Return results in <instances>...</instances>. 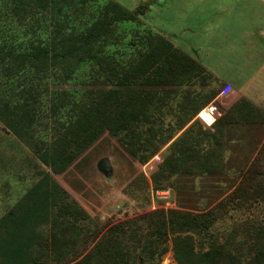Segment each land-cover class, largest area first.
Instances as JSON below:
<instances>
[{
  "label": "rangeland",
  "instance_id": "obj_1",
  "mask_svg": "<svg viewBox=\"0 0 264 264\" xmlns=\"http://www.w3.org/2000/svg\"><path fill=\"white\" fill-rule=\"evenodd\" d=\"M107 1L0 0V52L10 50L12 40L21 49L19 44L22 45L32 33L38 37L45 36L48 31L45 22L48 24L50 19L67 18L76 28L84 27L97 17L100 6ZM112 1L118 2L129 11L141 6L143 14L140 19L143 28L146 26L152 32L164 36L179 50L199 61L205 66L207 76L197 75L191 80L185 78L182 84L175 86H158L156 97H162L164 89L170 91L165 105L150 112L153 117L149 124L138 121L135 129L136 133H142V137L152 134L147 130L148 125L155 130H163V135L168 139L164 144L157 142L159 149L154 154L143 160L134 157L119 139L121 133L116 134L103 124L100 135L74 160L64 164L65 167L59 170L63 164H59L51 152L45 153L41 150L40 154L44 153L41 158L36 149L40 146L67 148L70 147L74 132L85 135L92 122H99L97 119L100 116L95 115L96 111L87 115L85 108L79 113L80 122L74 125L70 123V119H75V108L78 105L83 108L84 104L80 102L103 96L110 86L104 85L103 78L99 83L82 84L80 80L90 77L91 67L86 65L85 74L80 72L68 84H57L50 78L36 79L32 88L37 93L36 99L27 101L18 94L23 91L21 81L9 79L0 65V219L12 211L14 219L21 218L24 221L27 237L34 233L25 241L32 244L30 253L36 262L47 261L50 264L53 261V256L47 258L48 249L42 245L48 240L51 220L55 217L60 202L69 201L64 190L89 215V218L78 222L82 228L79 238L81 245L86 242L88 244L95 231L100 236L111 225L119 222L128 221L129 226L138 224L141 231L151 230L157 218L152 221L145 215L156 210L211 213L212 224L208 229L190 228L182 232V236H190V240L186 243L180 242L181 250L183 246H188L194 252L206 249L213 239L225 242L228 238L230 240L231 230L239 224L249 221L262 223L263 202H249L239 207L231 194L241 180L246 164L264 140V104L254 103L263 112L262 115L255 117L258 114L255 110L246 116L249 117L247 120L226 125L223 135L224 149L217 163L218 172L203 173L202 168L191 171L185 167L183 169L182 165L175 173L172 169L178 160L171 163L167 159V155L171 154L170 144L188 127L194 144H197L194 145L195 150L202 153L206 149L210 141L204 137L198 142L199 137L209 131L213 133L219 128V124L207 130L195 116L181 129L177 124V117L184 113L180 105L189 100L198 106L208 95L226 96L222 92L229 85L211 71L226 79L227 76L221 75L220 69L230 76L234 73L230 71L228 62L238 61L242 62L241 65L246 61H251L254 65L261 63L264 56L258 54L256 49H250L258 44L259 39H245L243 32L234 27L235 23L226 25L219 19L216 21L217 16L214 17L210 11L214 12L215 9L211 0L209 3L205 1V7L200 0ZM44 3L48 4L47 10L42 6ZM30 24L34 26L29 28ZM121 30L129 33V37L125 39L127 43L118 46L120 49L115 53L117 63L121 65L111 75L114 80L128 75V69L155 49L153 44L157 42L148 44L149 38L152 40L156 36L146 33L136 25L128 23ZM137 31L142 40L129 42L134 38L130 36ZM27 33L30 35L27 36ZM224 45L225 48L219 54V48ZM227 45L235 53L227 52ZM241 54L242 56H238ZM115 87L143 86L139 85L138 80L129 86ZM63 90L72 92L64 95ZM67 152L69 156L74 153L70 148ZM143 153V150L139 152L140 155ZM162 190H166L168 195L159 196L157 192ZM8 227L12 229L13 223L10 222ZM173 237L172 234L168 235L165 243L167 250L161 256L149 260L145 258V264H178ZM160 244L162 246L164 243ZM11 255L13 257L9 261L17 260L16 255ZM25 259L27 260L18 261L28 262L29 259Z\"/></svg>",
  "mask_w": 264,
  "mask_h": 264
},
{
  "label": "trees",
  "instance_id": "obj_2",
  "mask_svg": "<svg viewBox=\"0 0 264 264\" xmlns=\"http://www.w3.org/2000/svg\"><path fill=\"white\" fill-rule=\"evenodd\" d=\"M42 6L45 10L48 9L47 3ZM142 14L141 6L129 11L118 2L108 0L100 6L97 17L84 27L76 28L67 18L50 19L49 22L47 21L48 24L45 22V27H48L45 36L38 37L32 33L22 45L19 44L21 49L17 48L15 41L12 40L10 50L0 52V65L7 72L9 79L21 81L23 91L18 94L27 101L36 99L37 93L32 89L36 79L50 78L54 83L68 84L77 78L80 72L85 74L86 65L91 67L90 80L82 79L80 80L82 84L99 83L103 78L104 85L110 86L103 96L86 101L87 103L80 102L84 104L83 108L81 105L75 108V119H70V123L74 125L80 122L79 113L85 108L87 115L96 111L95 115L100 116L97 119L99 122H92L85 135L78 131L74 132L70 147L67 148L40 146L36 149L41 158L44 155V153L40 154L41 150L45 153L51 152L57 162L63 164L59 170L74 160L100 135L103 124L108 126L107 129L114 130L116 134L121 133L119 139L134 157L143 160L148 155L154 154L159 149L157 142L164 144L168 139L163 135V130L161 128L155 130L153 126L148 125L147 130L152 134L142 137V133H136L135 129L138 127V121L149 124L153 117L150 112L154 109L159 110L165 105L170 91L164 89L165 93L162 97H156L158 86L163 84L175 86L182 84L185 78L191 80L193 76H207L203 64L179 50L164 36L152 32L146 26L143 28L140 19ZM128 23L156 36L152 40L149 38L148 44L157 42L153 44L155 49L144 55L141 62L128 69V75L114 80L111 75L121 65L117 63L115 53L120 49L118 46L127 43L125 39L129 33L121 29ZM33 26L30 24L29 28ZM28 35L30 33H27ZM131 37L134 38L129 42L142 40L138 31ZM100 74L103 77H100ZM138 80L142 88L115 87L129 86ZM71 92L63 90L64 95H69ZM215 96H206V100L198 106L189 100H185L180 105L184 113L177 117L179 121L177 124L181 129L195 116L207 130L213 129L218 124L219 128L213 133L209 131L199 137L198 142L204 137L210 141L202 153L198 152V149L195 150L194 145L197 144H194L190 136V127L177 136L170 144L171 154L167 155L171 163L178 160L172 169L173 172L176 173L182 165L183 169L185 167L191 171L203 169V173L218 172L217 163L224 149L223 135L226 125L247 120L249 117L246 116L255 110L258 111L255 117L263 114L252 101L240 97L226 110L217 109L216 113L219 116L217 117L215 113L214 121L208 124L200 118L199 113L213 103ZM201 116L211 120L204 111L201 112ZM69 148L74 151L72 156L68 155ZM141 150L145 153L140 155ZM64 192L69 197V201L60 202L56 215L51 220L48 240L42 245L48 249L47 258L53 256L50 264H145V258L154 259L167 250L165 243L169 234L174 235L173 246L178 264H264V211L262 223L249 221L239 224L231 230L230 240L228 238L225 242L213 239L206 249L197 252L188 246H183L181 250L180 242L186 243L190 240V236H182V232L190 228L208 229L212 224L209 212L199 214L181 210L151 211L145 215L152 221L153 218H157L151 230L141 231L138 224L129 226L128 221L119 222L111 225L100 236H98L99 232L95 231L90 242L81 245L79 238L82 228L78 222L89 218V215L69 193L65 190ZM231 198L239 207L249 202L261 201L264 204V140L246 164ZM10 222L14 225L12 229L8 227ZM23 225L24 221L21 218L14 219L12 211L0 219V264H47V261L36 262L32 258L30 253L32 244L25 240L34 233L27 237ZM160 242L164 244L161 246ZM11 254L16 255L17 258L11 260L13 263L9 261L13 257ZM25 258L29 259L28 262L19 263L18 260H27Z\"/></svg>",
  "mask_w": 264,
  "mask_h": 264
},
{
  "label": "crops",
  "instance_id": "obj_3",
  "mask_svg": "<svg viewBox=\"0 0 264 264\" xmlns=\"http://www.w3.org/2000/svg\"><path fill=\"white\" fill-rule=\"evenodd\" d=\"M200 1L204 3V7L206 6L205 1L209 3V0ZM211 1L212 6H215V13L212 10L210 11L213 13L212 15H214V17L217 16L215 17L216 21L219 19V21L226 23V25L227 23L228 25L235 23L234 27L237 28L239 32H243L242 36L245 39H259L258 44H255L254 47L250 46V49H256L259 51L258 54L264 56V0ZM219 16H221V19ZM227 27L230 31L229 26ZM236 38L238 37L236 36ZM220 42L221 40L219 43ZM223 48H225V45L219 48V54L223 51ZM227 48V52L235 53V50L233 51L230 45H227ZM197 53L199 55V52ZM238 56H242V54ZM241 64L242 62L239 63L238 61L232 63L228 62V67L231 68L230 71H234L231 76L223 73L220 69L221 75L227 76L226 79L219 76L220 74L218 75L216 72L214 73L211 71L213 75L217 76L232 88L226 96H215L212 104L215 105L219 111L226 110L240 97H245L258 105L264 104V58L259 64L254 65L251 61H246L243 65ZM220 107H222V109ZM218 116L217 114V117Z\"/></svg>",
  "mask_w": 264,
  "mask_h": 264
},
{
  "label": "built area",
  "instance_id": "obj_4",
  "mask_svg": "<svg viewBox=\"0 0 264 264\" xmlns=\"http://www.w3.org/2000/svg\"><path fill=\"white\" fill-rule=\"evenodd\" d=\"M231 87L229 86L227 89H225V91L222 92V95H226L231 91ZM205 112L210 118L211 120L206 119L205 117L201 116V112ZM199 113L200 118L204 119L206 121V123L210 124L212 121H214L215 119V113L218 112L217 111V107L213 106L212 104L208 105L207 107H205L202 111ZM157 194L161 197L167 196L168 192L166 190H162L157 192Z\"/></svg>",
  "mask_w": 264,
  "mask_h": 264
}]
</instances>
